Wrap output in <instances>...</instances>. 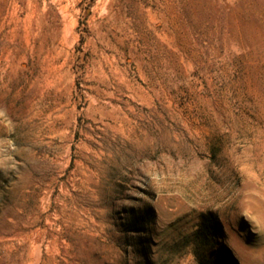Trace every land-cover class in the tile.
<instances>
[{
  "label": "rangeland",
  "instance_id": "1",
  "mask_svg": "<svg viewBox=\"0 0 264 264\" xmlns=\"http://www.w3.org/2000/svg\"><path fill=\"white\" fill-rule=\"evenodd\" d=\"M0 264H264V0H0Z\"/></svg>",
  "mask_w": 264,
  "mask_h": 264
}]
</instances>
